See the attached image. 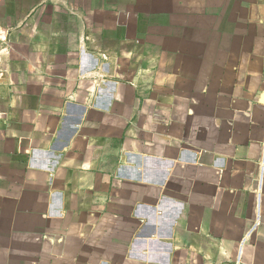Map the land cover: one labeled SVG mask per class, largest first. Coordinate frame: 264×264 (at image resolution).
Returning <instances> with one entry per match:
<instances>
[{"label":"crops","instance_id":"crops-1","mask_svg":"<svg viewBox=\"0 0 264 264\" xmlns=\"http://www.w3.org/2000/svg\"><path fill=\"white\" fill-rule=\"evenodd\" d=\"M199 6L0 0V264H264V0Z\"/></svg>","mask_w":264,"mask_h":264},{"label":"rangeland","instance_id":"rangeland-1","mask_svg":"<svg viewBox=\"0 0 264 264\" xmlns=\"http://www.w3.org/2000/svg\"><path fill=\"white\" fill-rule=\"evenodd\" d=\"M199 2V8L197 10L198 14L197 16L199 17V21L203 22L202 25H199L197 28L193 27V40L190 41V44L191 46L193 47H199V48H204L206 46V40H205V37H206V20L209 18V17H206V7H205V4L207 2V0H198ZM213 3L214 4H217L218 3V0H213ZM193 13H195L194 9H193ZM213 13V12H212ZM216 14L214 13L211 17L215 16ZM225 17L226 18H229L232 20V19H236L238 18V9L237 7H228L226 9V12H225ZM264 25V24H263ZM260 30L264 33V26H262L260 28ZM255 42H259L260 41H249V43L247 44L245 41L244 42H238V40H232L230 41V46L231 47H239L240 45H242L243 48H249L251 45L254 47L255 46ZM264 42V41H262ZM264 44V43H263ZM259 46H263V45H259ZM244 58V57H242Z\"/></svg>","mask_w":264,"mask_h":264}]
</instances>
